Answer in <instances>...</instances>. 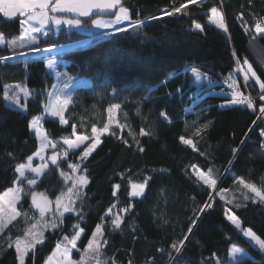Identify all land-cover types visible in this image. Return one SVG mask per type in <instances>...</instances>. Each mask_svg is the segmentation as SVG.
Returning a JSON list of instances; mask_svg holds the SVG:
<instances>
[{"label":"trees","instance_id":"trees-1","mask_svg":"<svg viewBox=\"0 0 264 264\" xmlns=\"http://www.w3.org/2000/svg\"><path fill=\"white\" fill-rule=\"evenodd\" d=\"M122 3L129 8L134 21H145L141 30L95 35L86 44L55 55L59 57L57 66L61 73L85 75L92 80L90 84L71 87L72 103L65 110L68 125L62 126L44 111L55 81L47 68V55L28 53L27 57L10 58L7 56L13 55V50L0 45V58H8L0 59V194L17 182L16 166L39 149V139L31 130L32 117L45 114L42 124L61 155L58 167L50 163L35 186L30 188L21 178L19 182L24 184V193L42 190L55 201L61 191L66 192L71 186V181L65 183L60 173L71 174L68 164L78 163L83 148L91 142L75 149V154L69 149L68 157H63L67 148L63 140L75 135L72 125L76 126V133L91 136L93 125L102 128L108 122V107L120 105L111 113L114 121L119 122L110 125V132L115 131L116 135H101L102 143L82 164V168L88 169L89 178L83 189L84 220L78 221L75 213H65L62 228L45 229V242L37 246L34 254L29 253L25 264H44L62 234H72L75 223L85 229L77 243L79 251L72 253L80 256L95 225L113 204L114 212H121L130 204L132 208L121 213L123 222L119 229L113 230L111 217H105L108 244L101 259L107 264H151L152 260L155 264H170L169 252L177 256L175 264H230L232 246L246 250L251 264H264V250L224 215L231 208L242 227H250L264 239V202L236 179L243 177L246 183L264 192L261 122L254 124L256 113L243 105L221 107L230 99V89L224 80L230 74H238L233 51L241 63L245 57L256 62L249 43L256 38L264 45V34L253 28V18L264 13V0H197L195 4L189 0H122ZM182 4L186 7L181 12H173ZM212 7L222 10L228 34L210 21ZM169 12L173 14L168 15ZM21 19L6 18L0 12V32L6 40L21 36ZM195 23L202 30L196 29ZM33 35L40 48L89 36L64 27L59 34L50 28L46 36ZM193 69L216 82L210 87L203 86L194 78ZM17 85L30 93L28 97L20 93L21 107L9 103L14 100L8 98L19 91ZM248 85L252 92L260 91L251 80ZM149 89L154 90L149 93ZM208 121L212 123L203 129ZM120 124L125 125L122 130ZM141 129L150 135H140ZM182 136L192 144L181 141ZM141 147L143 152L139 151ZM193 165L196 171L205 174L212 169L211 178L217 181L214 188L196 181ZM146 177L150 179L144 194L131 196V183H142ZM116 184L120 188L115 189L113 196ZM224 189L227 191H221ZM245 192L247 200L243 199ZM76 203L80 208L81 202ZM206 203L212 207L201 213L199 210ZM236 203L241 207L236 208ZM53 206L55 211V203ZM18 210L22 215L0 232V264H19L14 245H8L23 238L27 229L40 219L37 209L31 207L30 195L22 194ZM185 235L189 238L177 255L171 244Z\"/></svg>","mask_w":264,"mask_h":264},{"label":"snow or ice","instance_id":"snow-or-ice-1","mask_svg":"<svg viewBox=\"0 0 264 264\" xmlns=\"http://www.w3.org/2000/svg\"><path fill=\"white\" fill-rule=\"evenodd\" d=\"M197 0H189V3L195 4ZM186 5L182 4L178 8H174L173 12L179 13ZM118 9L113 12V10ZM0 12L3 13L6 18H15L17 16L22 17L21 29L22 34L18 38L11 40H6L2 32H0V45H7L10 49L13 50V55H20L27 57L28 53L31 52H41L48 51L47 48L42 49L39 47L37 38L33 33H40L47 25L50 23H55L56 25H61L62 23H67L69 25H81L84 23L82 18H89V23L96 25L100 28H113L114 32H123L127 29L134 31L141 30L145 21L141 19H136L132 21L129 8L125 7L122 3V0H0ZM211 22L218 28L223 30L225 34H228V25L225 22L223 13L219 12L217 7H212L210 9ZM58 13L64 15H57ZM67 14H74L69 17ZM172 15V12L167 13ZM113 17V18H103V17ZM244 13L241 12L239 18L242 19ZM156 19V18H152ZM130 21L125 27H115L122 22ZM264 20H256L255 23V32L258 34H264ZM194 27L196 29H201L202 26L199 23H195ZM245 31L248 29L245 28ZM50 47H56V45H51ZM25 51H17L23 50ZM233 57L237 64V71L243 76V83L247 85L250 80L252 83L258 84V87L261 91L260 96L258 97L260 101L259 111L264 114V81L260 80V77L257 75L252 64L245 57L243 63L241 59L237 56L236 52L233 51ZM7 60L8 58H0ZM56 62L52 59H48L47 68L55 69ZM196 74V79H200V73L193 69ZM56 76L61 78V83L55 87V91L49 95V103L44 106V111L51 117L58 118V122L63 125H68L69 121L65 118V110L72 103V95L68 91L69 84L68 81H71L73 77L67 72H56ZM230 81V83H228ZM166 82V81H165ZM226 83L230 89V99L225 101L224 106L230 105H247L249 108L254 106L253 98L249 95H245L244 92L239 87V82L235 78L234 74H230L226 78ZM19 91L13 97H8L9 99L14 100L19 104V95L23 93L25 97L29 96V90L24 87L16 86ZM154 89H149V93ZM5 97H7V90L5 91ZM148 99V97H145ZM119 104H112L108 107L107 111L109 113L108 122L104 124L102 128H97L95 125L91 127V136L88 135H75V139L66 138L63 140V144L67 148L63 151V157H68L69 149L74 150L79 149L81 145H84L86 141L91 140L80 153L78 163H69L68 167L71 170L70 173L61 172V176L64 178L65 183L71 181V186L67 187L66 192L61 191L59 195L56 196L55 201L50 200L44 193H37L32 191L30 193H24L23 187L17 184L14 187L8 188L2 194H0V232H3L4 229L11 224L17 217L21 216L22 213L17 209V204L22 200L23 195H30L31 197V207L39 211L40 219L36 221L35 224H32L31 227L27 229L23 238H17L9 247H15V251L18 255L19 264H25L26 257L29 253L34 254L35 249L38 245H42L45 242L44 230L51 228L53 230L61 229L63 225V218L65 213H75L78 221L84 220V213L82 212V204L84 199L83 189L89 184V178L87 176L88 169L86 167L82 168V164L89 156L100 146L102 143L101 135L110 134L116 135L115 131L110 132V125L114 122L119 124L118 121H114L111 113L113 109H119ZM139 111V109L137 110ZM162 116H166V113H161ZM44 119L43 116H36L31 121V129L34 130L36 137L40 141L39 151L34 153L35 156L39 157L41 160L44 159L43 152L44 150L51 145L55 149L56 145L52 143L48 138V134L43 130L41 121ZM170 122V121H169ZM212 121H208L202 126L203 129H207ZM120 129L122 130L125 125L120 124ZM73 134L76 133V126L72 125ZM252 131V129H249ZM200 129H197V134H199ZM129 134L132 135L131 129H129ZM140 135H150L141 129ZM260 136L264 137V129L260 130ZM135 140V136H133ZM181 141L185 144H192L191 140H185L184 137H180ZM124 143L127 145L128 141L124 140ZM136 143L139 144V141L136 140ZM243 143V141H242ZM194 147V146H193ZM139 151L143 152L144 149L141 147ZM234 154L236 150H233ZM33 156L27 157V163H20L16 166L15 171L18 173L17 181L20 178H25L26 172H31L36 174V178L27 179V185L31 188L37 184V179L44 174L45 170L48 168V164H43L40 167H32ZM52 165L58 167V156L55 151H53L50 158ZM231 163V162H230ZM195 173L196 181L203 182L204 185H208L212 188L215 187L217 181L211 178L212 169H208V174H205L200 171H196V166H192ZM77 172H80V175H76ZM150 177H146L142 183L131 185L132 192L131 196L140 197L144 194V189L148 184ZM238 183L243 186L244 189H247L248 192L254 194L255 198H259L261 202H264V192L255 187L252 184L246 183L243 177L236 178ZM120 185H114L113 196L116 195L115 189H119ZM221 191H227L226 189ZM243 199H249L247 192L243 194ZM77 201L81 202V207H77ZM55 203V211L52 209V204ZM232 203V201H229ZM212 207L211 203H206L199 211L201 213L205 212L206 209ZM236 208H240L241 204L236 203ZM116 208V205H111L104 216L100 218L101 222L95 225V229L92 231L90 238L87 240V244L84 247L82 254L80 255L79 260H74L72 258L73 250L79 251L77 248L78 241L81 240L82 235L85 233V229L80 226V223H75L72 225V234L69 236L67 234H62V239L57 241L55 249L52 251L51 255L48 256L45 264H91L94 261V264H107V261L101 259L102 250L108 244L107 239L105 238L104 228L107 226L105 224V217H111L110 225L113 230L119 229L123 222V215L121 213H127L131 210L132 205L121 210V212H114L113 209ZM50 213V219H45V214ZM26 217V213H24ZM224 215L228 221H230L237 228L240 227V220L232 212L231 208H227L224 211ZM195 221L192 222L195 225ZM37 225H40V228L37 229ZM189 233L192 232V227L188 229ZM244 235L251 238L259 246L260 249L264 250V239H261L256 235L250 228L244 231ZM188 236L185 235L182 240L178 243H172L171 249L179 255L184 247V242L188 240ZM163 251V250H160ZM240 249L233 246L232 254L235 256ZM168 259L170 264H175L177 256L172 255L171 252L168 253ZM131 264V262H129ZM151 264H155V261L152 260Z\"/></svg>","mask_w":264,"mask_h":264},{"label":"rangeland","instance_id":"rangeland-1","mask_svg":"<svg viewBox=\"0 0 264 264\" xmlns=\"http://www.w3.org/2000/svg\"><path fill=\"white\" fill-rule=\"evenodd\" d=\"M124 5V4H123ZM125 7H127L126 5H124ZM128 8V7H127ZM118 9H116V11H117ZM218 11L219 12H221V10H219L218 9ZM222 13V12H221ZM130 14H131V12H130ZM57 15H64V14H60V13H58ZM69 17H71L72 15H74V14H67ZM211 15L212 14H210V16H209V19H210V17H211ZM103 18H113V17H111V16H109V17H103ZM83 20H84V23H82L81 25H69V24H67V23H62L61 25H56L55 23H50L49 25H47L40 33H41V35H43V36H46V34H47V32L50 30V28L51 29H53L54 31H55V33L56 34H59V30L62 28V27H64V28H66L67 30H78V31H83V32H85L86 34H89V36H87V37H92V36H95V35H99L100 33H102V32H104V31H106V30H110V29H113V28H100V27H97L96 25H94V24H91V23H89L88 21H89V19H85V18H82ZM131 19H132V16H131ZM132 21H134L133 19H132ZM211 21V20H210ZM130 23V21H125V22H122V24H118V25H116L115 27H125L127 24H129ZM249 45H250V48H251V50H252V52H253V54H254V56L256 57V59L257 60H259L260 62H261V64L263 65V68H264V46L260 43V41L258 40V39H252L251 41H250V43H249ZM72 46H74V45H72V43H66V44H62V45H56V47H50V48H47L48 49V51H41V52H34L33 54H45V55H47L46 57H47V61H48V59H52V60H54L55 62H56V67H55V69H48L49 70V72H51L54 76H55V78H56V82L53 84V86H52V88H51V90H50V93L49 94H51V93H53L54 91H55V87L57 86V85H59L60 83H61V78H58L57 76H56V72L58 71V72H60V70H59V68H58V66H57V63H58V60H57V58H55V57H51V56H55L56 55V53H58V52H62V51H64V50H66V49H69L70 47H72ZM53 54V55H52ZM46 61V62H47ZM248 61L252 64V66H253V68L255 69V71H256V73H257V75L260 77V80L262 81L263 79H262V76L260 75V72L256 69V67L254 66V64H253V62L250 60V59H248ZM243 63V62H242ZM200 73V72H199ZM238 74H236V76H237ZM193 76H194V78H196V74L194 73L193 74ZM73 77V79L71 80V81H68V84H69V89H68V91L71 93L72 92V90H71V87H73V86H75L76 84H83V85H86V84H90L91 82H92V80H91V78L90 77H88V76H85V75H81V76H72ZM199 81L201 82V83H203V86H206V87H210L212 84H214L215 82H216V79H214V78H211V77H209L208 75H206V74H202V73H200V79H199ZM9 103H11V104H13V105H15V106H19V107H21L22 106V104H21V102L19 101V104H17L15 101H10ZM48 103H49V99H48ZM45 114L46 115H48L46 112H45ZM45 114H38V115H36V116H44ZM36 116H34V117H36ZM50 116V115H49ZM34 117H32L31 118V121H32V119L34 118ZM54 118H56V117H54ZM56 119H58V118H56ZM31 121H30V125H31ZM41 124H42V121H41ZM42 127H43V130L47 133V131H46V129H45V127L43 126V124H42ZM98 128V127H97ZM32 130V129H31ZM33 132H34V130H32ZM35 133V132H34ZM48 134V133H47ZM86 135L85 133H75V135ZM75 135L72 137V138H70V139H75ZM48 138H49V140H51L52 141V143L53 144H55L56 145V142L48 135ZM39 143H40V141H39ZM66 146V145H65ZM67 147V146H66ZM39 148H40V146H39ZM38 151H39V149H38ZM53 151H55L56 153H57V156H58V158H59V156L61 155L60 153H61V150H58L57 149V147L55 148V149H53L52 148V146L51 145H49L45 150H44V152H43V156H44V159L43 160H41L39 157H37V156H35L34 154H32L31 156H33V160H32V167H40L41 165H43V164H50L51 163V160H50V158H51V156H52V153H53ZM36 153V152H35ZM22 163H27V160L26 161H24V162H22ZM201 172V171H200ZM34 178H36V174L35 173H31V172H26V176H25V180L23 179V178H21L23 181H25L26 183H27V179H34ZM133 183H136V184H139L140 182H133ZM133 183H131V185L133 184ZM17 184H19L20 186H22V187H24V184L23 183H21V182H19V181H17L13 186H11V187H14V186H16ZM10 187V188H11ZM32 191H35V192H37V193H44L50 200H52L50 197H49V195H47L44 191H42V190H38V189H33ZM132 192V187L130 186V193ZM52 209L54 210V206H53V204H52ZM17 209H18V204H17ZM38 211V210H37ZM39 212V211H38ZM50 213H46L45 214V216H49L50 217ZM236 215V214H235ZM237 216V215H236ZM238 217V216H237ZM239 218V217H238ZM239 220H240V218H239ZM240 222H241V220H240ZM239 228H241L242 229V231H243V233H244V231L245 230H247V229H249L250 227H242V222L240 223V227ZM251 229V228H250ZM252 230V229H251ZM253 231V230H252ZM254 232V231H253ZM255 233V232H254ZM257 235V234H256ZM257 236H259V235H257ZM260 237V236H259ZM261 238V237H260ZM248 239H250L251 240V238H249L248 237ZM262 239V238H261ZM256 246H258L256 243H255V241H253V240H251ZM233 247V246H232ZM232 247H231V249H230V257H229V263L230 264H251L250 262H251V258H250V256H249V254L247 253V251L246 250H244V249H242V248H240V247H237V246H235V247H237V248H239L240 249V251L239 252H237L236 254H235V256H233V254H232ZM259 247V246H258ZM77 248H78V246H77ZM72 258L74 259V260H79L80 259V256L79 255H75V256H73V254H72Z\"/></svg>","mask_w":264,"mask_h":264},{"label":"built area","instance_id":"built-area-1","mask_svg":"<svg viewBox=\"0 0 264 264\" xmlns=\"http://www.w3.org/2000/svg\"><path fill=\"white\" fill-rule=\"evenodd\" d=\"M259 19V20H264V13L263 14H260L258 16H255L253 18V28L255 29V23H256V20ZM262 26H264V24H262ZM114 32L113 29H110V30H107V31H104L102 32L100 35H104V36H110L112 35ZM17 55H10V56H7V57H10V58H13V57H16ZM235 78L237 79V81L239 82V87L240 89L244 92L245 95H249L253 98V101H254V106L252 108H249L247 105H243L245 107H247L248 109L254 111L256 113V118H255V121H254V124L256 122H261V126L259 127V133H260V130L261 129H264V114H262L260 111H259V107H260V101L258 99V97L260 96L261 94V91L259 92H252V90L250 89L249 85H245L243 83V76L241 73L238 72V75L236 76L235 75ZM226 81V79L224 80V82ZM228 83H230V81H228ZM228 83L225 82V84L228 86ZM261 149L262 151L264 152V137H261Z\"/></svg>","mask_w":264,"mask_h":264},{"label":"crops","instance_id":"crops-1","mask_svg":"<svg viewBox=\"0 0 264 264\" xmlns=\"http://www.w3.org/2000/svg\"><path fill=\"white\" fill-rule=\"evenodd\" d=\"M8 2H12V0H8ZM217 9H219V10H221L220 8H218L217 7ZM221 12H222V10H221ZM263 45V44H262ZM264 46V45H263ZM254 55V54H253ZM52 57H55V58H57V60L59 59V57H57V56H52ZM254 58H255V60H256V62H253V64H254V66L256 67V69L260 72V75L262 76V81H264V68H263V65L261 64V62L259 61V60H257L256 59V57L254 56ZM56 82V78H55V81H54V83ZM257 86H258V84H257ZM48 104V103H47ZM51 255V254H50ZM47 261V260H46ZM45 264V263H44Z\"/></svg>","mask_w":264,"mask_h":264},{"label":"water","instance_id":"water-1","mask_svg":"<svg viewBox=\"0 0 264 264\" xmlns=\"http://www.w3.org/2000/svg\"><path fill=\"white\" fill-rule=\"evenodd\" d=\"M113 12H115V10H113ZM89 40H90V38H83V39H80V40H77V41H73L71 43L74 46L70 47L69 49H73V48H75L77 46H80L82 44H86ZM47 48H49V47H47Z\"/></svg>","mask_w":264,"mask_h":264}]
</instances>
